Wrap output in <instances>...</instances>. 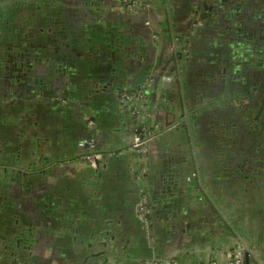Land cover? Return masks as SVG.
I'll return each mask as SVG.
<instances>
[{"label":"crops","instance_id":"obj_1","mask_svg":"<svg viewBox=\"0 0 264 264\" xmlns=\"http://www.w3.org/2000/svg\"><path fill=\"white\" fill-rule=\"evenodd\" d=\"M143 1L151 14L114 12L115 0H0L1 165L35 153L47 162L45 171L29 169L27 177L10 181L0 175V235L16 232L19 215L32 220L33 247L22 255L24 264H83L79 242L89 238L108 241L104 253L116 264H146L155 257L189 264L226 258L238 236L264 262V152L244 161L231 150L215 157L198 148L196 125L194 138L183 128L156 136L149 152L154 244L135 216L137 190L128 161L100 169L71 161L90 135V113L99 149L124 145L132 123L119 87L146 83L150 62L161 54L145 18L152 15L171 37L166 0ZM170 6L174 13L179 5ZM157 93L155 111L164 125L173 103L163 90ZM198 159L204 183L199 188L187 181L198 172ZM245 163L251 167L243 168Z\"/></svg>","mask_w":264,"mask_h":264},{"label":"flooded vegetation","instance_id":"obj_2","mask_svg":"<svg viewBox=\"0 0 264 264\" xmlns=\"http://www.w3.org/2000/svg\"><path fill=\"white\" fill-rule=\"evenodd\" d=\"M134 1L136 3L131 11L126 9L127 4L122 0H115L111 10L136 15L142 9H147L151 14V5L143 0ZM166 2L167 11L170 4L180 6L175 7L174 13L171 6L168 11L170 38H166V30L152 15L149 14L144 20L151 41L156 48L161 49L158 61L150 62L152 68L147 77L148 81L142 85L126 82L119 87V101L126 119L132 123V127L123 133L124 145L119 148L99 149L96 116L90 113L86 116V127L90 135L79 143L83 151L71 158L74 164L95 169L120 158L128 161L137 190L135 216L150 244L155 242V232L152 185L149 181V152L150 143L156 136L165 131L183 128L188 129L194 138L193 126L196 125L198 148L214 152L212 155L215 157L231 150L234 153L239 152L241 157L243 155L244 161L245 157L251 160L257 158L254 152H264V0ZM179 8L183 9L184 14ZM178 30L181 31L180 35ZM196 42L198 45H195ZM158 56L154 58L157 59ZM170 60L174 61L173 66L169 64ZM163 83L182 85V88H165L162 87ZM158 90H163L167 94L166 98L173 103L165 110L164 125L159 124L155 111ZM126 93L129 95L128 99L124 98ZM134 134L146 140L147 151L144 155L130 150L131 136ZM220 139H228V142ZM88 155L92 156V161L85 160L84 157ZM240 155L233 160L237 167L242 163ZM24 160H27L28 170L16 166L17 162L21 165L25 163ZM8 162L1 165L0 161V165L3 173H6L4 176L10 181L20 176H29L32 174L29 169L30 172L45 171L47 164L36 153L29 160L15 156ZM246 167L250 168V163L243 168ZM187 181L198 188L204 186L199 159L198 172H192ZM201 194L203 198L204 194ZM138 210H143L144 213L140 215ZM17 218L18 221L14 219L16 232L8 236L0 235V263H4L7 258L8 261L5 262L9 264H24L22 255L33 247L34 229L30 226L32 220L27 214ZM238 237V242L226 258L210 257L208 260L192 263L212 260L227 263L238 260L239 264H264L244 239ZM100 240L89 238L79 242L82 245L80 261L83 264H107L105 256L110 261L109 264L115 263L116 258L113 255L104 253L108 241ZM109 244L108 248L113 249L112 243ZM146 264L184 263L176 257H155L147 260Z\"/></svg>","mask_w":264,"mask_h":264},{"label":"built area","instance_id":"obj_3","mask_svg":"<svg viewBox=\"0 0 264 264\" xmlns=\"http://www.w3.org/2000/svg\"><path fill=\"white\" fill-rule=\"evenodd\" d=\"M123 3H126L127 6H126V9L128 11H131L136 3V1L134 0H122ZM127 94V93H126ZM125 99H128L129 98V95H125L124 96ZM132 139V143L130 145V150H134L137 154H140V155H144L147 151V144H146V140L142 139L138 134H134L131 136ZM85 160H88V161H92L93 158L92 156L88 155L86 157H84ZM138 212L140 213V215H142L144 213L143 210H138ZM192 264H239V261H228L227 263H223V262H220V261H216V260H212V261H208V262H195V263H192Z\"/></svg>","mask_w":264,"mask_h":264},{"label":"water","instance_id":"obj_4","mask_svg":"<svg viewBox=\"0 0 264 264\" xmlns=\"http://www.w3.org/2000/svg\"><path fill=\"white\" fill-rule=\"evenodd\" d=\"M166 1H168V0H166ZM166 4L168 5V3L166 2ZM167 8H168V11H170V6H167ZM179 82H182V80H180ZM162 87H168V88H171V87H174V88H176V89H179V88H182V85L180 86V85H178V84H175V86L172 84V83H163V85H162ZM184 92V91H183ZM12 164L14 165V162H13V160H12ZM11 166V165H10ZM16 166L17 167H22L23 165H21V163H19V162H17L16 163ZM3 167L0 165V175L1 176H4V173H5V171H4V173H3ZM12 169V168H11ZM6 174V173H5Z\"/></svg>","mask_w":264,"mask_h":264},{"label":"rangeland","instance_id":"obj_5","mask_svg":"<svg viewBox=\"0 0 264 264\" xmlns=\"http://www.w3.org/2000/svg\"><path fill=\"white\" fill-rule=\"evenodd\" d=\"M15 243V242H14Z\"/></svg>","mask_w":264,"mask_h":264}]
</instances>
